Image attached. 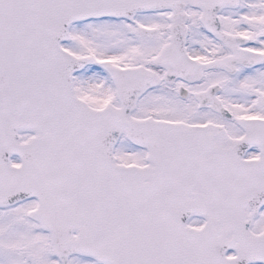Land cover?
Returning <instances> with one entry per match:
<instances>
[{
    "label": "snow or ice",
    "instance_id": "snow-or-ice-1",
    "mask_svg": "<svg viewBox=\"0 0 264 264\" xmlns=\"http://www.w3.org/2000/svg\"><path fill=\"white\" fill-rule=\"evenodd\" d=\"M0 264H264V0H0Z\"/></svg>",
    "mask_w": 264,
    "mask_h": 264
}]
</instances>
